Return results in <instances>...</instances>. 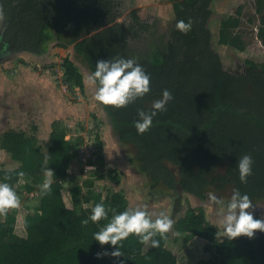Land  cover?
Masks as SVG:
<instances>
[{"label": "trees", "instance_id": "trees-1", "mask_svg": "<svg viewBox=\"0 0 264 264\" xmlns=\"http://www.w3.org/2000/svg\"><path fill=\"white\" fill-rule=\"evenodd\" d=\"M80 1V9L106 3L109 8L112 4L117 8L114 0L77 3ZM168 1L173 3L176 16L173 38L161 60L140 64L150 75L151 91L124 108L103 106L112 127L121 142L135 147L140 171L153 182L167 189L180 184L200 198L203 193L239 189L254 205L264 204V61L246 57L241 67L231 69L222 55L227 49L237 57L247 53V42L239 30L244 6L224 16L216 30L213 15L221 0ZM255 7L260 21L257 37L264 45V0H255ZM151 8L157 12V6ZM98 14L103 22L90 28L95 31L93 37L71 42L91 72L96 70L98 60L130 59L129 42L147 35L149 21L153 19L142 18L137 10L125 23L117 22L120 12ZM179 20L192 21L186 34L177 30ZM62 67L69 89L84 91L85 80L78 65L66 57ZM164 89L173 96L167 110L153 118L149 131L138 134L134 126L139 119L137 110L150 112L152 102L161 98ZM34 131L0 133V151H6L17 162L16 168H0V181L8 176L6 182L16 192L24 188L27 193H37L39 198L33 213L29 206H22L10 210L5 220L0 217V264H264V232L256 231L253 238L221 239L219 227L202 206H189L174 223L172 230L183 235L181 249L171 247V231L166 238L154 237L160 241L156 248L131 235L121 242L122 256L97 258V253H111L115 248L110 244L101 246L94 240V233L109 222L111 209L122 212L130 207V200L124 191L107 188L106 195L96 192L95 185L107 178L120 183L121 175L115 169L108 171L104 156L99 155L97 163L89 162L95 169L91 178L82 184L72 181L70 170L84 144L83 138H69V130L57 121L52 125L45 151L37 130ZM244 154H250L254 161L253 174L246 184L240 182L237 168L238 159ZM47 168L54 173L51 193L41 195ZM20 172L24 173L22 177ZM22 180L26 181L24 186L20 185ZM66 184L73 208L64 200ZM97 203L105 205L108 220H89L83 226L81 221L91 215ZM255 218L263 219L260 215ZM19 223L21 232L17 231ZM180 236L173 242L177 243Z\"/></svg>", "mask_w": 264, "mask_h": 264}, {"label": "rangeland", "instance_id": "rangeland-1", "mask_svg": "<svg viewBox=\"0 0 264 264\" xmlns=\"http://www.w3.org/2000/svg\"><path fill=\"white\" fill-rule=\"evenodd\" d=\"M119 1L122 2L125 10L123 14H120L117 22H128L135 10L139 11L142 18L150 17V19H157L158 22L157 26L142 39H132L129 42L130 59H135L138 64L144 61L152 64L154 61L161 60L167 43L173 38L172 23L176 18L173 4H170L168 0ZM160 5L163 6L160 7ZM218 5L213 15V19L216 20V30L220 26L218 22L224 16L234 14L239 6H244L242 25L239 30L247 42L248 50L240 57L235 56L230 49L225 50L222 55L228 67L231 69L241 67L246 57L264 61V45L257 37L260 21L256 13L255 0H221ZM153 6L158 7L157 12H152ZM69 23L70 21H66V26L61 27L62 31L68 35ZM61 28L56 24L43 28L42 38L45 42L44 47L48 46L47 51H40L36 55L23 54L0 65V133L10 130H25L33 133L36 129L40 144L47 151L52 125L59 121L69 130V138L82 137L84 140V144L79 149V155L72 163L70 170L72 181L77 180L82 184L86 179L91 178L95 169L89 165V162L96 161L99 155H103L108 171L117 170L121 175V182L116 183L109 178L97 181L96 192H103L106 195L107 188L111 191H124L130 200V207L146 205L150 212L156 214L164 212L169 214L175 222L185 214L189 206L204 207L210 217V208L200 204L196 198L188 194L182 193L183 202L181 197L174 199L173 213L169 210V200L157 202L159 193L164 191V186L152 192L149 190L152 183L145 182L147 179L143 178L144 176L140 177L137 171V173L133 171L136 149L133 145L119 140L104 107L94 100V88L87 82V76L92 73L89 66L76 53L74 45H68L65 48L56 47V39L62 33ZM94 33L88 36H93ZM66 57H70L80 68L85 80L84 91L80 88L70 90L65 83L62 64ZM99 142L102 143V147H99ZM16 163L6 151H0V168L13 169L16 168ZM25 184V180L20 182L21 186ZM232 192L233 189L228 188L225 194L230 198ZM17 194L20 197L21 207L29 206L30 212L33 213L34 208L39 205L38 194L27 193L24 188ZM64 200L69 208H73L69 184L65 185ZM0 217L5 220V216ZM211 220L219 227L220 238L224 239L223 229L218 225L216 218L212 217ZM22 230V223H19L17 231ZM178 236L180 235L177 232L171 230L172 248L183 247L182 239H180L183 235L179 237L177 243L173 242Z\"/></svg>", "mask_w": 264, "mask_h": 264}, {"label": "clouds", "instance_id": "clouds-1", "mask_svg": "<svg viewBox=\"0 0 264 264\" xmlns=\"http://www.w3.org/2000/svg\"><path fill=\"white\" fill-rule=\"evenodd\" d=\"M6 19L3 5H0V22ZM176 28L182 33H187L192 28V21L187 23L179 20ZM87 82L94 88V100L102 106L124 108L142 99L151 91L150 75L136 62L135 59L116 58L109 60H98L96 70L87 76ZM173 99L171 92L167 89L162 91L161 98L152 102L151 111L137 110L138 120L134 126L138 134L149 131L153 124V118L160 112L166 111V105ZM253 159L250 154L242 155L237 162L239 179L246 184L247 178L253 174ZM23 176L24 173H18ZM45 180L41 185V195L51 193L53 171L47 168L44 172ZM10 177L5 176L4 182H0V216H6L10 210L21 207L20 197L14 187L6 182ZM211 203L215 206L218 225L223 229V235L227 239H235L240 236L253 238L256 231L264 232V219L254 218L252 211L254 204L247 194H241L239 189H233L230 199L225 200L215 194H209ZM112 216L107 224L94 233V240L101 246L110 244L115 248L111 253L105 251L97 253V258L111 255L120 257L123 255L122 241L135 235L140 243L153 248L159 247L160 241L154 239L156 236L166 238L174 226L175 221L169 214L161 212L156 214L150 212L147 206L128 207L117 213L111 209ZM89 220L98 223L108 220V210L103 203H97L91 209V215L81 221L87 226Z\"/></svg>", "mask_w": 264, "mask_h": 264}, {"label": "flooded vegetation", "instance_id": "flooded-vegetation-1", "mask_svg": "<svg viewBox=\"0 0 264 264\" xmlns=\"http://www.w3.org/2000/svg\"><path fill=\"white\" fill-rule=\"evenodd\" d=\"M117 8L112 4L109 8V4H103L96 8L80 9V3L77 0H0V5H3L4 13L6 19L0 22V55L3 52L9 56L8 60H13L22 56L23 54H39L40 51H47L44 42L43 28L50 27L56 24L61 28L65 27V22L70 21V31L69 35L65 32L62 33L56 39V47L65 48L61 45H75L72 41L79 42L84 39H91L93 36H88L95 31L90 30L97 23L103 22V19L99 18L98 12H120L124 13V7L122 2L119 0H114ZM78 12L80 14H78ZM85 12V13H83ZM87 12H95V14ZM83 13V14H82ZM93 14V15H92ZM79 18L77 19V17ZM131 19V18H130ZM150 30L154 29L158 22L157 19H152L149 21ZM73 34V35H72ZM95 34V33H94ZM68 35V36H67ZM55 47V48H56ZM143 64H148L147 61L142 62ZM133 171L138 172L140 177L144 176L147 180L145 182H151L150 189L154 192L157 188H163L162 184L153 182L148 176L146 177L143 172L140 171L136 162L133 163ZM137 171V172H136ZM164 191L159 193V198H169L173 192H182L193 196L197 199L200 204H205L210 208V216L216 218L215 206L210 201L209 194H215L217 197L223 198L225 200L230 199L225 192H208L203 193L202 198L194 196L187 192L180 184L177 185L175 189L163 188ZM181 196V202H183ZM205 194V195H204ZM201 196V195H200ZM160 200V199H159ZM175 205V204H174Z\"/></svg>", "mask_w": 264, "mask_h": 264}, {"label": "water", "instance_id": "water-1", "mask_svg": "<svg viewBox=\"0 0 264 264\" xmlns=\"http://www.w3.org/2000/svg\"><path fill=\"white\" fill-rule=\"evenodd\" d=\"M0 39H1V35H0ZM9 56L6 54V52H3L1 55H0V65L4 64L7 62V60L9 59L8 58ZM0 83H1V73H0ZM120 140V139H119ZM180 193L182 192H173L169 198L171 200H174L175 197H177L178 195L180 196ZM252 211V214L253 215H256V214H261L262 215V218L264 219V204L260 203V204H256L254 205V209L251 210Z\"/></svg>", "mask_w": 264, "mask_h": 264}, {"label": "crops", "instance_id": "crops-1", "mask_svg": "<svg viewBox=\"0 0 264 264\" xmlns=\"http://www.w3.org/2000/svg\"><path fill=\"white\" fill-rule=\"evenodd\" d=\"M139 1V0H138ZM159 2V0H158ZM170 4H173L172 2H169ZM163 5H160V7H162ZM173 6V5H172ZM174 10V8H173ZM4 151V150H3ZM160 199V200H159ZM157 202L161 203V202H165L166 200H169V210L171 211V213H173V208H174V200H171L170 198H164V197H160ZM256 215H261V214H256ZM253 215V216H256ZM262 216V215H261Z\"/></svg>", "mask_w": 264, "mask_h": 264}, {"label": "built area", "instance_id": "built-area-1", "mask_svg": "<svg viewBox=\"0 0 264 264\" xmlns=\"http://www.w3.org/2000/svg\"><path fill=\"white\" fill-rule=\"evenodd\" d=\"M89 157H91V156H89Z\"/></svg>", "mask_w": 264, "mask_h": 264}]
</instances>
